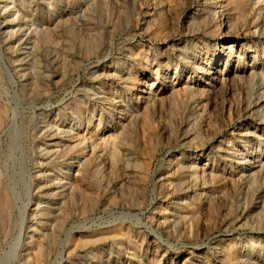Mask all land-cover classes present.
<instances>
[{
	"label": "rangeland",
	"instance_id": "obj_1",
	"mask_svg": "<svg viewBox=\"0 0 264 264\" xmlns=\"http://www.w3.org/2000/svg\"><path fill=\"white\" fill-rule=\"evenodd\" d=\"M62 1L0 0V264H264V0Z\"/></svg>",
	"mask_w": 264,
	"mask_h": 264
},
{
	"label": "bare ground",
	"instance_id": "obj_2",
	"mask_svg": "<svg viewBox=\"0 0 264 264\" xmlns=\"http://www.w3.org/2000/svg\"><path fill=\"white\" fill-rule=\"evenodd\" d=\"M6 1V0H5ZM12 1V0H11ZM92 0H69V1H62V6H64L65 4H66V2H67V9H68V11H71V13L72 14H74V13H77L76 11H80V10H78V9H82V7H85V6H87V4H89L90 2H91ZM104 1H107V0H104ZM14 2V1H13ZM92 2H94V1H92ZM14 4V3H13ZM7 5V4H6ZM90 5V4H89ZM8 6V5H7ZM3 7V6H2ZM5 8H6V6H5ZM62 8V7H61ZM7 9V8H6ZM15 9V8H14ZM59 10H60V8H59ZM58 10V11H59ZM66 10V9H65ZM57 11V12H58ZM64 11V10H63ZM61 12L60 13V17L61 18H63V17H65V12ZM60 12V11H59ZM15 12H12V14H14ZM16 15H19V14H16ZM20 17V16H19ZM59 17V18H60ZM61 18H60V20H61ZM13 21H14V19H13ZM12 21V22H13ZM58 23V22H57ZM17 24V23H16ZM67 40V39H66ZM66 40H60L57 44H58V46L60 45L62 48L63 47H65V46H67L68 45V43H67V41ZM70 43V42H69ZM70 44H72V42L70 43ZM10 45V44H9ZM59 46V47H60ZM65 50V49H64ZM181 51H182V53H180L179 55H180V57H183V55H184V49L182 48V49H180ZM67 51H69L68 50V48H67ZM186 54V53H185ZM187 56V55H186ZM156 58V57H155ZM155 58H153L152 60L153 61H155L156 59ZM23 59H25V58H23ZM22 59V60H23ZM190 59V58H189ZM22 60H21V62H22ZM187 60V59H186ZM27 61V60H26ZM188 61V60H187ZM17 62V61H16ZM23 62H25L24 60H23ZM188 62H190V61H188ZM19 64V63H18ZM24 64V63H23ZM23 64H20L19 65V68L20 67H22V65ZM124 64H126V63H124ZM24 67V66H23ZM15 69H17V68H15ZM24 71V70H23ZM20 74V73H19ZM23 77H24V75H23ZM25 78V77H24ZM22 79V78H21ZM27 79V78H26ZM172 89V88H171ZM101 90V89H100ZM165 91H166V89L165 88H163L162 87V89L161 88H154V87H152V86H150L149 85V88H148V90H146L145 91V94H146V100L147 101H149V102H152V103H155V102H158V101H160L161 99H162V97L164 96L163 94L165 93ZM129 109V108H128ZM127 111V110H126ZM126 116H124V118H125ZM126 120H127V118H125V121L123 122V123H125L126 122ZM65 121V120H64ZM121 122V123H122ZM187 123V122H186ZM64 124V123H63ZM59 125V124H58ZM187 125V124H186ZM58 127V126H57ZM62 127V126H61ZM122 127V126H121ZM63 129V128H62ZM117 129V128H116ZM118 129H120V126L118 125ZM58 130H59V127H58ZM65 130V129H64ZM69 131V130H68ZM75 130H70V133H73V134H75ZM59 134V133H58ZM54 135V134H53ZM52 135V136H53ZM64 135H65V133H64ZM56 136V135H55ZM58 136V135H57ZM61 136V135H60ZM63 136V135H62ZM67 136V135H66ZM72 138H74V136L72 135H69V140H68V143L69 142H72V143H74V141H73V139ZM76 138V137H75ZM62 139H64L63 137H62ZM61 139V137H60V142L58 143V146H62L63 144V140ZM78 142V141H77ZM80 144H82V143H80ZM65 146V145H64ZM69 146V145H68ZM62 149V148H61ZM71 150V149H70ZM59 152H61V150L59 151ZM70 158V157H69ZM77 160L76 161H79L78 162V164H80L82 161H83V159H84V156L81 154V155H79V156H77V158H76ZM86 159V158H85ZM249 162V161H248ZM261 163H262V160L260 161ZM82 164V163H81ZM249 164H250V166L251 167H253V163H251V162H249ZM70 165V164H69ZM68 167V166H67ZM66 171H68V170H66ZM4 204V203H3Z\"/></svg>",
	"mask_w": 264,
	"mask_h": 264
}]
</instances>
